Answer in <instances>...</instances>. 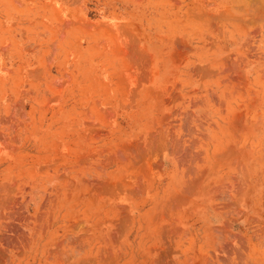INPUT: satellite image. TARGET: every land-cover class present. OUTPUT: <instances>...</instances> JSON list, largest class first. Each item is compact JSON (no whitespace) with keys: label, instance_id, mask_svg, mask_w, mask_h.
<instances>
[{"label":"rangeland","instance_id":"374dc122","mask_svg":"<svg viewBox=\"0 0 264 264\" xmlns=\"http://www.w3.org/2000/svg\"><path fill=\"white\" fill-rule=\"evenodd\" d=\"M0 264H264V0H0Z\"/></svg>","mask_w":264,"mask_h":264},{"label":"crops","instance_id":"0c3cea01","mask_svg":"<svg viewBox=\"0 0 264 264\" xmlns=\"http://www.w3.org/2000/svg\"><path fill=\"white\" fill-rule=\"evenodd\" d=\"M225 1H227V0H225ZM204 219H206V216H205V218Z\"/></svg>","mask_w":264,"mask_h":264}]
</instances>
